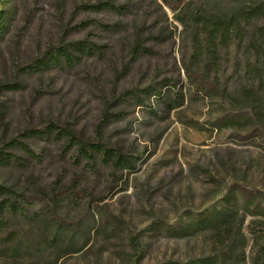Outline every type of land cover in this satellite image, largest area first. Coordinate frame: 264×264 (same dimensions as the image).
<instances>
[{
    "label": "rangeland",
    "instance_id": "1",
    "mask_svg": "<svg viewBox=\"0 0 264 264\" xmlns=\"http://www.w3.org/2000/svg\"><path fill=\"white\" fill-rule=\"evenodd\" d=\"M103 1L126 10L80 7ZM172 15L162 0H0V184L39 198L32 221L6 216L0 264H194L217 233L193 229L198 212L238 210V227L246 200L264 199V104L243 98L264 91V16L216 46L200 32L196 46L194 26ZM137 38L151 52L133 56ZM80 40L99 48L22 71ZM14 81L19 89L2 88ZM147 85L162 95L138 106L128 91ZM59 127L118 149L131 170L77 160ZM70 189L77 196L56 197ZM243 219L246 233L252 216Z\"/></svg>",
    "mask_w": 264,
    "mask_h": 264
},
{
    "label": "trees",
    "instance_id": "2",
    "mask_svg": "<svg viewBox=\"0 0 264 264\" xmlns=\"http://www.w3.org/2000/svg\"><path fill=\"white\" fill-rule=\"evenodd\" d=\"M164 5L173 13L178 22L184 26H194L195 35L194 41L196 46H200L203 42H207L209 46H216L218 43L226 42L232 37H236L240 32V24L251 17L264 16V0H162ZM80 7L84 9L95 10H114L117 12H124L126 6H120L112 3L111 1L97 2L95 4H83ZM5 27L3 21H0V41L2 39L1 32ZM104 27H108L104 25ZM202 32V33H200ZM197 33V34H196ZM154 37V35H152ZM99 47L93 43L85 40L76 42H68L64 45L51 47L47 54L39 59H35L32 64L20 68L23 72H32L35 69L47 67L50 64H60L61 62L67 66L78 63L81 59V54L88 55L96 52ZM133 56L143 53L151 52V49L145 45L140 39L134 40L131 47ZM200 54V52H199ZM198 56V55H197ZM162 87L172 89L165 80ZM21 84L18 82H5L2 88L16 90L19 89ZM190 90V89H189ZM197 90L201 94L207 95V88L199 85ZM175 91V88L172 89ZM245 104H264V91L262 94L255 92L254 95L249 91L243 92ZM136 101L138 106H145V99L150 95L159 99L162 95L161 89L158 90L155 85H147L144 88H132L128 91ZM240 96H232L231 99L238 101ZM248 100V101H247ZM264 106V105H263ZM58 137H64L67 146L77 147V160H85L87 163L95 160L97 155L103 164L111 165L117 169L132 168V159L116 148L104 143L101 139L92 141L82 138L69 128L59 127L56 129ZM32 135L40 134L46 135L52 132L51 126L44 129L29 130ZM8 144L23 147L29 155L33 156L29 149L23 145V142L17 139H12ZM7 157V156H6ZM75 196L73 190L55 192L56 197L59 199L65 198L67 194ZM35 196V195H33ZM32 195H27L23 191L19 192L10 186L0 184V231L2 228L7 227L6 216L19 215L32 221V216L28 213L27 207H30L38 199ZM77 196V195H76ZM69 197V196H68ZM217 213V212H216ZM250 214L252 219L247 224L246 233L241 230L244 222L243 216ZM208 214V212H206ZM210 215V213H209ZM212 220H208L205 212H198L196 214V222L193 229H200L203 225L217 224L216 225V238L214 241L213 252L211 255L200 258L194 264H264V199H247L242 209V216L239 226L235 227L236 218L238 217V210H231L224 214L218 212L211 214ZM218 215V217L216 216ZM216 217V218H214ZM226 225V233H223V225Z\"/></svg>",
    "mask_w": 264,
    "mask_h": 264
}]
</instances>
